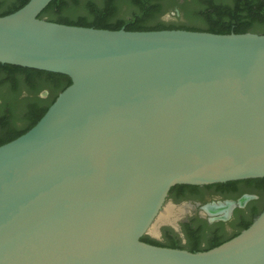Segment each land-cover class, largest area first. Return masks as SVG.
<instances>
[{
  "label": "water",
  "instance_id": "obj_1",
  "mask_svg": "<svg viewBox=\"0 0 264 264\" xmlns=\"http://www.w3.org/2000/svg\"><path fill=\"white\" fill-rule=\"evenodd\" d=\"M51 1L0 16L1 63L72 80L0 145V264H264V210L207 250L142 241L173 186L264 177V33L69 25Z\"/></svg>",
  "mask_w": 264,
  "mask_h": 264
},
{
  "label": "trees",
  "instance_id": "obj_2",
  "mask_svg": "<svg viewBox=\"0 0 264 264\" xmlns=\"http://www.w3.org/2000/svg\"><path fill=\"white\" fill-rule=\"evenodd\" d=\"M28 1L0 0V16L20 9ZM176 6L180 8V16L195 20V24H167L162 21V16ZM40 16L69 25L107 29L180 28L215 33H264V0H184L181 3L179 0H52ZM71 82L65 74L0 62V145L33 127ZM43 90H48L47 97L41 96ZM261 213L256 214L242 230ZM220 224L217 229L211 228L208 222L196 229L186 227V246L193 252L207 250L242 231L228 237L225 225ZM165 236L163 242L149 235L143 236L142 241L182 248L171 231L168 230Z\"/></svg>",
  "mask_w": 264,
  "mask_h": 264
},
{
  "label": "flooded vegetation",
  "instance_id": "obj_3",
  "mask_svg": "<svg viewBox=\"0 0 264 264\" xmlns=\"http://www.w3.org/2000/svg\"><path fill=\"white\" fill-rule=\"evenodd\" d=\"M180 3L184 0H179ZM180 8L175 7L164 16H180ZM48 90H43L41 96L47 97ZM173 205L176 209L183 207L175 221L163 223L160 226L161 235L164 228H169L172 236L179 241V246L190 250L186 246L185 228H199L208 222L214 229L220 223L228 230V237L242 230L264 209V177L233 180L207 185L177 184L168 194L166 205ZM221 208L223 211L212 215L208 208ZM227 219H213L215 216L225 215ZM151 237V236H150ZM165 241V240H164ZM163 242V241H161Z\"/></svg>",
  "mask_w": 264,
  "mask_h": 264
},
{
  "label": "rangeland",
  "instance_id": "obj_4",
  "mask_svg": "<svg viewBox=\"0 0 264 264\" xmlns=\"http://www.w3.org/2000/svg\"><path fill=\"white\" fill-rule=\"evenodd\" d=\"M162 21H164L165 23L167 24H171V23H177V24H188V25H194L196 22L195 20H192V19H189L187 18L185 15H181L179 17H175V16H162ZM169 206V204H167L165 207L167 208ZM165 208V209H166ZM165 209L162 211V213L165 211ZM167 223V222H166ZM168 223H171L172 222H168ZM169 228H164L163 229V232L162 235L160 234L159 236H151L152 238L156 239V240H159V241H164L166 240V236L165 234L167 233ZM227 234L229 233L228 230H226ZM208 236H210L211 234L207 233ZM186 240H187V237H186Z\"/></svg>",
  "mask_w": 264,
  "mask_h": 264
},
{
  "label": "bare ground",
  "instance_id": "obj_5",
  "mask_svg": "<svg viewBox=\"0 0 264 264\" xmlns=\"http://www.w3.org/2000/svg\"><path fill=\"white\" fill-rule=\"evenodd\" d=\"M166 208V207H165ZM184 211L183 207L176 209L175 206L169 205L158 218V223L173 222L179 216L180 212ZM153 233L157 232V224L152 228Z\"/></svg>",
  "mask_w": 264,
  "mask_h": 264
}]
</instances>
